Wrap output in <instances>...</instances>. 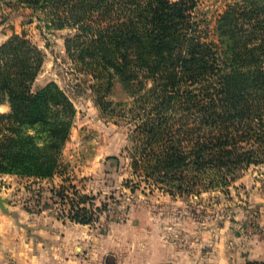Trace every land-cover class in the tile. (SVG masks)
<instances>
[{
    "label": "trees",
    "instance_id": "trees-1",
    "mask_svg": "<svg viewBox=\"0 0 264 264\" xmlns=\"http://www.w3.org/2000/svg\"><path fill=\"white\" fill-rule=\"evenodd\" d=\"M200 1L15 2L50 10L56 29L78 27L77 61L92 73L104 72L108 92L118 78L136 99L135 108L144 102L148 110L131 137V165L152 193L156 188L184 196L225 188L239 170L264 163V0L230 6L217 21L216 41L209 43L192 15ZM114 7L122 17L113 16ZM94 13L97 26L87 24ZM102 22L116 26L101 28ZM43 58L19 36L0 47V104L7 100L12 108L0 114V175L42 181L61 166L76 110L53 83L32 92ZM189 81L213 86L200 94L182 92ZM149 82L153 87L147 90Z\"/></svg>",
    "mask_w": 264,
    "mask_h": 264
},
{
    "label": "rangeland",
    "instance_id": "rangeland-1",
    "mask_svg": "<svg viewBox=\"0 0 264 264\" xmlns=\"http://www.w3.org/2000/svg\"><path fill=\"white\" fill-rule=\"evenodd\" d=\"M241 1L199 2L192 15L201 21L204 42L216 41L217 21L230 6ZM15 2L0 0V47L19 36L38 48L44 61L32 92L55 84L72 101L76 117L55 176L36 181L9 175L0 181V189H11L10 193L3 190L4 193L11 194L14 201L33 213L49 212L67 223L75 217L90 220L83 225L91 226L99 237L111 236L113 241L106 255L111 263L118 264H122L129 251L138 253L139 242L147 236L153 240L155 229L185 243L197 240L204 226L228 221L239 225L240 230L243 227L249 230L256 224V201L264 197V163L239 170L235 180L225 188L184 196H173L156 188L152 193L134 175L131 165V137L148 110L144 102L135 108L136 99L129 96L118 78L113 80L108 92L106 74L100 69L92 73L77 61L75 57L79 53L73 42L80 36L78 27L56 29L51 27L50 10L33 11ZM112 10L116 12L114 17H122L118 7ZM98 17L94 13L87 24L97 26ZM114 26L108 22L100 24L101 28ZM212 84L213 81H189L182 92L200 94ZM152 87V82L147 83V90ZM118 103L124 105L116 107ZM261 105L264 106V101ZM11 110L7 100L0 104V114L7 115ZM155 115L159 116L158 112ZM180 117L182 114L177 116ZM7 128L12 130L10 126Z\"/></svg>",
    "mask_w": 264,
    "mask_h": 264
},
{
    "label": "crops",
    "instance_id": "crops-1",
    "mask_svg": "<svg viewBox=\"0 0 264 264\" xmlns=\"http://www.w3.org/2000/svg\"><path fill=\"white\" fill-rule=\"evenodd\" d=\"M2 192L9 203L0 207V264H118L106 255L111 236L99 237L91 226L62 222L49 212L33 213ZM258 199L256 224L249 230L225 221L204 226L197 240L183 243L155 229L154 239L139 242L138 253L129 251L122 264L264 263V197Z\"/></svg>",
    "mask_w": 264,
    "mask_h": 264
},
{
    "label": "water",
    "instance_id": "water-1",
    "mask_svg": "<svg viewBox=\"0 0 264 264\" xmlns=\"http://www.w3.org/2000/svg\"><path fill=\"white\" fill-rule=\"evenodd\" d=\"M9 203V199L0 196V207L5 210V205Z\"/></svg>",
    "mask_w": 264,
    "mask_h": 264
},
{
    "label": "built area",
    "instance_id": "built-area-1",
    "mask_svg": "<svg viewBox=\"0 0 264 264\" xmlns=\"http://www.w3.org/2000/svg\"><path fill=\"white\" fill-rule=\"evenodd\" d=\"M44 212V211H43ZM39 213V212H38Z\"/></svg>",
    "mask_w": 264,
    "mask_h": 264
}]
</instances>
